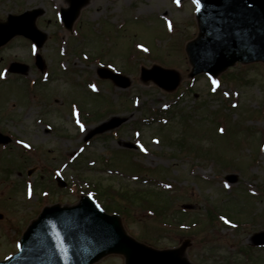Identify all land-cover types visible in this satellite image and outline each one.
I'll list each match as a JSON object with an SVG mask.
<instances>
[{"label":"rangeland","instance_id":"1","mask_svg":"<svg viewBox=\"0 0 264 264\" xmlns=\"http://www.w3.org/2000/svg\"><path fill=\"white\" fill-rule=\"evenodd\" d=\"M179 4L89 0L71 32L59 18L67 0H0L1 20L42 9L37 25L47 35L38 50L46 64L44 80L29 40L17 36L0 47V130L12 137L8 146L0 145V257L17 250V238L44 205L75 204L78 189L96 181L98 202L107 209L121 204L107 192L112 187L127 189L128 197L136 189H153L148 194L171 205L168 219L180 208L189 210L175 216L200 222L189 251L196 262L226 264L223 257H232L233 264H264V248L253 250L250 263L240 253L254 233L264 230V66L238 63L216 80L206 74L189 78L185 45L198 35L196 5L189 0ZM82 51L111 63L131 85L120 88L101 80L99 93H90L86 82L100 79L99 64L84 59ZM130 51L138 54L128 58ZM13 60L27 64L29 71L8 72ZM153 64L177 69L179 89L167 92L143 82L140 67ZM221 81L220 90L211 93V86ZM74 101L85 118L76 104L72 112ZM168 106L164 117L170 121L163 125L159 116ZM115 116L124 119L116 134L108 131L84 141L89 130ZM218 120L229 134L217 133ZM59 174L65 186L57 181ZM141 174L166 179L169 189L135 177ZM231 174L236 181L227 180ZM44 187L51 192L44 194ZM130 198L129 216L123 218L127 230L160 248L173 244L176 231ZM215 204L250 225L237 228L215 221L208 214ZM123 263L121 255H109L97 264Z\"/></svg>","mask_w":264,"mask_h":264},{"label":"water","instance_id":"2","mask_svg":"<svg viewBox=\"0 0 264 264\" xmlns=\"http://www.w3.org/2000/svg\"><path fill=\"white\" fill-rule=\"evenodd\" d=\"M89 0H75L70 9L63 11L68 23ZM41 9L9 15L7 22H0V45L17 33H25L43 43L35 21ZM200 32L189 42L187 52L193 70L191 76L209 71L218 75L237 60L264 61V0H201L197 11ZM13 70L26 68L15 64ZM103 71V72H102ZM104 76L127 87L130 81L123 75L102 69ZM142 80L155 81L165 89L173 90L180 82L174 69L154 66L143 68ZM118 117L103 123L90 135L120 125ZM89 135V136H90ZM88 136V137H89ZM253 239L264 242V232ZM186 242L174 250H156L130 236L119 215H109L90 198L83 197L79 204L46 207L29 226L21 240L20 252L0 264H92L110 253L125 256V264H190L185 257Z\"/></svg>","mask_w":264,"mask_h":264},{"label":"snow or ice","instance_id":"3","mask_svg":"<svg viewBox=\"0 0 264 264\" xmlns=\"http://www.w3.org/2000/svg\"><path fill=\"white\" fill-rule=\"evenodd\" d=\"M195 2L199 5L201 3V0H195ZM223 131V130H221Z\"/></svg>","mask_w":264,"mask_h":264}]
</instances>
